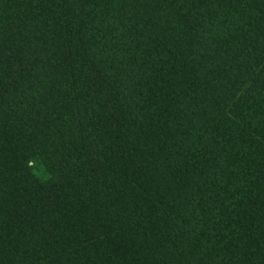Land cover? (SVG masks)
I'll return each mask as SVG.
<instances>
[{
	"label": "trees",
	"instance_id": "16d2710c",
	"mask_svg": "<svg viewBox=\"0 0 264 264\" xmlns=\"http://www.w3.org/2000/svg\"><path fill=\"white\" fill-rule=\"evenodd\" d=\"M0 264H264V0H0Z\"/></svg>",
	"mask_w": 264,
	"mask_h": 264
},
{
	"label": "rangeland",
	"instance_id": "374dc122",
	"mask_svg": "<svg viewBox=\"0 0 264 264\" xmlns=\"http://www.w3.org/2000/svg\"><path fill=\"white\" fill-rule=\"evenodd\" d=\"M31 170L32 172L35 174V176L38 178V179H44L46 178V174L45 172L43 171V167L41 164H39L38 162H33L32 163V167H31Z\"/></svg>",
	"mask_w": 264,
	"mask_h": 264
}]
</instances>
